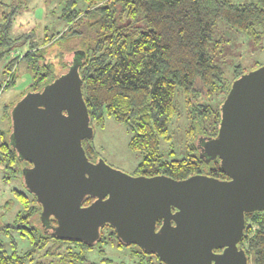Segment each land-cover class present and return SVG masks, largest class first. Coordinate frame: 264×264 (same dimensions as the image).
Segmentation results:
<instances>
[{"label":"water","instance_id":"1","mask_svg":"<svg viewBox=\"0 0 264 264\" xmlns=\"http://www.w3.org/2000/svg\"><path fill=\"white\" fill-rule=\"evenodd\" d=\"M78 68L73 59L10 109L9 144L28 163L22 180L41 206L43 226L58 238L94 244L108 224L122 243L164 264H248L239 246L245 214L264 210V63L232 80L217 134L199 139V156L218 158L223 179L128 174L90 160L82 141L94 128Z\"/></svg>","mask_w":264,"mask_h":264},{"label":"trees","instance_id":"2","mask_svg":"<svg viewBox=\"0 0 264 264\" xmlns=\"http://www.w3.org/2000/svg\"><path fill=\"white\" fill-rule=\"evenodd\" d=\"M61 1V17L68 22L70 31L52 39L67 43L55 52L61 50L62 62L71 52L79 63L90 124L103 127L105 118L110 117L132 131L129 147L143 154L133 174H164L183 179L201 173L226 178L219 159L206 162L199 156L198 148L199 139L217 134L220 105L231 85L226 84L224 70L215 61L221 41L214 39V27L222 19L259 39L264 31V0H85V10L77 7L78 0ZM10 26V18L0 24L4 31L0 36V60L4 55L2 46L11 44ZM33 48L23 56H35ZM35 61L32 67L37 68ZM13 65V61L7 62L6 71L10 73ZM63 65L65 69L67 64ZM245 71H237L233 79ZM13 74H9L10 78ZM58 75L47 65L30 90H40ZM177 95L184 99L191 139L187 143V156L165 159L159 143L161 137H168L167 124L177 112ZM215 95L222 97L211 105L209 101ZM11 107H7L9 122ZM10 129L11 123L6 131H0V164L7 178L19 173L22 179L21 170L28 163L20 160L9 144ZM82 145L90 160L98 158L92 139H84ZM23 187L25 191L14 190L21 209L10 226L28 239L31 248L21 255L0 250V264H23L40 248L49 254H58L56 248L62 244L77 247V252L69 254L73 260L85 261L84 251L104 244L105 235L115 239L119 246L129 245L122 243L108 224L101 228L100 238L94 244L58 238L48 226H43L40 204L24 184ZM91 200L87 197L84 204ZM51 223L55 224V220ZM239 246L246 251L248 262L251 258L252 264H264V210L245 214L244 235ZM139 249L143 257H149L148 264L153 263L152 258L155 264H164L155 254Z\"/></svg>","mask_w":264,"mask_h":264},{"label":"rangeland","instance_id":"3","mask_svg":"<svg viewBox=\"0 0 264 264\" xmlns=\"http://www.w3.org/2000/svg\"><path fill=\"white\" fill-rule=\"evenodd\" d=\"M233 2H254L257 0H231ZM63 3L61 0H0V24L10 18L9 39L11 44H4L3 58L0 60V131H6L10 122L7 107L12 106L23 94L30 91L35 80L45 67L49 65L53 73L61 74L73 63V53L69 52L63 59L67 67L63 69L59 51L63 43L54 37L61 33H69L68 22L61 17ZM77 7L86 9L85 0H78ZM4 31L0 27V36ZM62 33V34H63ZM214 39L220 40V52L216 54L215 61L224 70L225 82L230 84L237 71L251 70L264 63V31L259 39L239 31L222 19H218L214 27ZM48 40V41H47ZM52 41V42H50ZM50 42V45H49ZM61 43V44H60ZM67 45V43H66ZM33 46L35 56H23ZM38 48H42L39 50ZM73 52V51H72ZM56 54V55H55ZM59 54V55H58ZM37 68L32 67L33 60ZM13 61L9 70L14 73L12 78L5 66ZM34 63V62H33ZM224 92V96H225ZM223 96V97H224ZM220 97H213L209 103L215 105ZM177 112L168 121V137H161L159 148L165 159L187 156V143L190 142L188 134L189 120L186 116L184 99L177 95ZM92 142L98 151V157L114 168L133 174L135 167L141 161L143 154L129 147L132 131L126 125L106 117L103 127H93ZM14 190H24L21 175L7 178L3 166L0 164V250L7 253L16 251L19 255L31 248L28 239L19 231L12 228L21 204ZM70 247V248H67ZM58 254H49L44 248L37 249L32 259L24 260L23 264H148L149 257H143L136 244L119 246L115 239L105 235V243L95 245L84 251L85 261L73 260L69 253L79 249L74 245L62 244L56 248ZM155 264V259L152 258ZM152 263V264H153ZM248 264H252L251 258Z\"/></svg>","mask_w":264,"mask_h":264}]
</instances>
